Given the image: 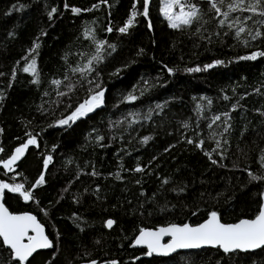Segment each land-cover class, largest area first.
Instances as JSON below:
<instances>
[{"label":"trees","instance_id":"trees-1","mask_svg":"<svg viewBox=\"0 0 264 264\" xmlns=\"http://www.w3.org/2000/svg\"><path fill=\"white\" fill-rule=\"evenodd\" d=\"M162 1L150 0L149 17L137 15L120 33L134 3L142 12L143 0H0V161L28 137L38 143L15 173L0 167V182L28 188L45 174L34 199L5 190L3 202L12 212L35 214L54 245L36 252L30 264H264V247L144 258L145 249L130 246L143 228L195 225L212 211L228 223L252 218L264 192V178H252L264 177V57L239 59L264 51V25L256 23L264 17L232 13L246 28L237 37L240 24L221 27L223 17L207 0H181L196 4L203 19L174 29ZM256 29L262 36L252 40L248 30ZM99 41L106 43L97 61ZM34 43L40 48L30 55ZM33 57L39 83L23 72ZM89 60L93 71H73L86 69ZM217 60L224 63L187 71ZM97 84L103 104L60 126L100 90ZM129 94L137 99L126 100ZM215 116L221 119L213 123ZM144 137L151 139L144 143ZM137 166L144 171H134ZM0 264H16L1 238Z\"/></svg>","mask_w":264,"mask_h":264},{"label":"snow or ice","instance_id":"snow-or-ice-1","mask_svg":"<svg viewBox=\"0 0 264 264\" xmlns=\"http://www.w3.org/2000/svg\"><path fill=\"white\" fill-rule=\"evenodd\" d=\"M210 4V10H214L217 16H222L223 19L218 21L221 27L227 26L232 28L237 24L240 26L236 29L235 35L239 37L241 33L246 31L245 26L241 22L239 17H232L234 12H252L258 14L261 17H264V0H207ZM100 3H107V0H100ZM181 4V0H164V7L161 9L163 15L169 21V26L171 28H178L181 25H191L194 22H199L203 19V14L200 8L196 4H189L187 6V11H185V6L181 5L180 14L176 15L173 12V8ZM149 5L150 0H143V10L138 12L136 5L134 3L133 9L130 14V18L126 21L125 25L120 27L118 31L120 33H127L129 28L133 26L134 20L137 15H142L146 19L149 17ZM67 6V5H66ZM99 4L93 5V8H98ZM91 9H85L83 11H90ZM57 10L53 8L49 13L51 18L52 14ZM74 13H80L82 10L79 8H73ZM252 17H246L245 20H250ZM256 23L264 25V19L257 21ZM151 22L149 21V28H151ZM113 29L109 27L108 32H111ZM248 34L251 36L252 40L262 36V33L259 29H256L254 32L248 30ZM106 41H99L97 43L96 51L97 55L92 59L99 61L101 57L99 53L104 48ZM247 44V41H245ZM109 47H113L109 45ZM40 48L39 43H34V47L30 49L29 54L36 52ZM258 57H264V51L252 52L250 55L240 57L239 59L243 60H255ZM27 61V57H24ZM224 61L217 60L215 64L204 65V68L201 69L199 66L196 68L187 69L189 72L206 70L208 68L214 67L218 64H223ZM92 60L88 61V66L86 69H73V71H93L91 67ZM171 74L173 69H167ZM37 76V79L33 83H39V74L36 70V59L33 57L30 62L27 63V66L23 68V72ZM120 70H117L119 72ZM53 84L59 85L61 81L53 80ZM91 83V82H90ZM71 87V86H69ZM96 88L100 89L99 91L94 92L90 98L83 103L79 104L74 111L71 112L66 118L58 121L60 126H70L71 123H75L76 120L86 116L88 113L94 111L96 108L100 107L103 104L104 90L100 88V85L97 84ZM259 91V89H257ZM64 93H61L63 95ZM137 97L129 94L126 97L128 101H134ZM225 100L229 99L227 96L224 97ZM211 104V100L208 101ZM160 107V105H157ZM225 123H227L228 114L225 113ZM220 116H215L213 118V123L220 120ZM187 127V125H185ZM211 127V125H209ZM2 131V130H0ZM225 131H228V128H225ZM31 136V134H28ZM102 139V138H101ZM151 137H144L143 142L147 143ZM188 143H193L192 140H188ZM204 141L201 140L197 147H202ZM30 145L38 146L35 136H31L26 143H23L21 146L16 147L13 155L10 156L7 160L3 161V167L5 169L11 170L12 165L17 163L25 154L26 149ZM217 146H219V141H217ZM4 149L0 148V152H3ZM211 158L210 153H206ZM264 159V157H262ZM52 161V156H48L43 161V169L46 171L50 162ZM215 163V161H213ZM134 171L143 172L144 168L137 166ZM96 173L93 172L92 175ZM119 178V176H117ZM253 179H262L264 177L252 176ZM164 183H168L167 180H164ZM45 184V174L44 171L41 172L38 179L35 180L34 184L29 185L28 188H25L23 183L11 185L9 183L0 182V197L4 195L5 190L10 192L19 193L25 201L34 199L33 189ZM67 191V189H65ZM182 191V190H181ZM114 221L109 219L106 224L107 227L111 228ZM29 231L35 233V235H29ZM164 236H170L171 241L162 245L160 243L161 239ZM0 238H2L3 245L10 250L11 260L16 261V264H30L29 258L38 249H49L52 248L53 242L44 234V228L40 223L37 222V218L33 215L24 214V215H12L6 208L0 204ZM25 239L27 243H24ZM136 245L146 244L148 248V255L153 253L168 255L170 252H174L177 249H196L200 248L203 245L210 246H219L223 249L225 253L233 252L236 250H255L264 247V207L261 208L259 214L255 219L251 220H241L235 224H224L221 223V219L216 211H212L208 219L197 226H191L188 223L178 225L170 224L167 227H161L156 231L151 230H140L138 237L135 239ZM91 264H96L95 261H92ZM112 264H116L115 261Z\"/></svg>","mask_w":264,"mask_h":264},{"label":"water","instance_id":"water-1","mask_svg":"<svg viewBox=\"0 0 264 264\" xmlns=\"http://www.w3.org/2000/svg\"><path fill=\"white\" fill-rule=\"evenodd\" d=\"M29 138H31V137H28L24 142H22L21 144H18L17 146H15V147L12 149L10 155H9L8 157H6L5 159H3L2 161H0V167L4 170V172H5L6 174H13V173L16 172L17 167H18V164H19V163L21 162V160L25 157V155H26V153H27V151H28L29 148L26 149L24 156H23V157H22L17 163H15V164L12 165V169H11V170L5 169V168L3 167V161H5V160H7L8 158H10V156L13 155V153H14V151H15V148L21 146L23 143H26L27 140H28ZM30 146H31V145H30ZM30 146H29V147H30ZM0 204H2L3 207L6 208L7 211H8L10 214H12V215H24V214H29V215H33V216H35V217L37 218V216H36L35 214H33V213L29 212V211L12 212V211H11V210H10L5 204H4V202H3V196L0 197ZM262 207H264V192H263V194H262L261 204H260L259 211L261 210ZM259 211H258L257 214H256L254 217H252V218H240V219L237 220L236 222H230V223H228V222H223V221L221 220V223H224V224H235V223H238V222L241 221V220H251V219H255V217L259 214ZM209 215H210V214H209ZM208 217H209V216H208ZM208 217H207L206 219H204L203 221H201L200 223H198V224H195V225H192V224H190V223H188V224H190L191 226H197V225H199V224H201V223H204V222L208 219ZM108 220H109V219H107L106 222H107ZM37 222L40 223V224L42 225V227L44 228V234L49 238V236H48V234H47V230H46L45 225H44L43 223H41V222L39 221L38 218H37ZM106 222H105V225H106V227H107ZM170 224H178V225H182V224H185V223H169V224H166V225H159V226H156V227H153V228H143V230L156 231V230H158L159 228H161V227H167V226H169ZM107 228H109V227H107ZM141 230H142V229H141ZM139 233H140V231H139V232L137 233V235L134 237V239H133V241L131 242L130 246L133 247V248H143V249H145V252L141 255V257H144V258H150V257H152V256H155V257H169V256H171V255H173V254H175V253H177V252H180V251H181V252H186V251H191V250H196V249H203V248H208V247H210V248H219L220 250L223 251V249L220 248L219 246L203 245V246H201L200 248H196V249H177V250L174 251V252H170L168 255H163V254H158V253H153L152 255H148V254H147V253H148V248H147V245H146V244H141V245H136V244H135V239H136V237H138ZM29 235H35V233L32 232V231H29ZM1 239H2V238H1ZM49 239H50V238H49ZM50 240H51V239H50ZM170 241H171V237H170V236H164V237L161 239L160 243H161L162 245H166V244H168ZM24 243H27V240H26V239H25ZM5 247H6V246H5ZM40 250H47V249H38L36 252H38V251H40ZM255 250H256V249H255ZM236 251L247 252V251H254V250H247V251H244V250H236ZM36 252H35V253H36ZM233 252H234V251H233ZM92 261H93V260H91V261H84V262H80V263H78V264H91ZM95 262H96V261H95ZM96 264H97V263H96Z\"/></svg>","mask_w":264,"mask_h":264},{"label":"rangeland","instance_id":"rangeland-1","mask_svg":"<svg viewBox=\"0 0 264 264\" xmlns=\"http://www.w3.org/2000/svg\"><path fill=\"white\" fill-rule=\"evenodd\" d=\"M181 5H184L185 6V11H187V6L188 4H186L185 2H182L181 1V4H178L176 5L174 8H173V12L176 14V15H179L180 14V7ZM164 7V0L162 1V8ZM163 14V12H162ZM164 16V15H163ZM165 17V16H164ZM167 19V18H166ZM169 22V21H168Z\"/></svg>","mask_w":264,"mask_h":264},{"label":"bare ground","instance_id":"bare-ground-1","mask_svg":"<svg viewBox=\"0 0 264 264\" xmlns=\"http://www.w3.org/2000/svg\"><path fill=\"white\" fill-rule=\"evenodd\" d=\"M34 254H35V253H34ZM34 254H33V255H34ZM30 258H31V257H30ZM30 258H29V259H30ZM97 264H98V263H97Z\"/></svg>","mask_w":264,"mask_h":264}]
</instances>
